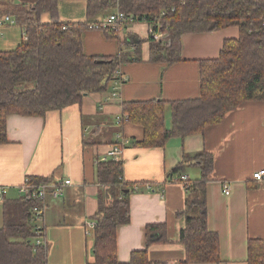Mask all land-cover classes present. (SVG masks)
Instances as JSON below:
<instances>
[{"label":"crops","instance_id":"1","mask_svg":"<svg viewBox=\"0 0 264 264\" xmlns=\"http://www.w3.org/2000/svg\"><path fill=\"white\" fill-rule=\"evenodd\" d=\"M33 3L0 1V17L11 6ZM87 7L88 0L60 1L59 22L99 23L115 11H104L90 19ZM41 22L51 23L52 19L44 14ZM152 32L149 24L141 22L122 27L118 40L109 39L101 29L82 34L83 52L91 57H114L123 51L133 59V42H141L143 61L120 66L127 81L116 96L110 91L92 93L85 95L80 105L51 111L44 117H8L9 142L0 145V188L8 191L6 201L22 199L19 187L26 178L72 181L60 198L48 202L43 223L48 264H94V240L88 237L86 224L93 221L99 195L105 190L98 182L97 167L105 159L110 160L112 146L125 138L130 144L117 161L123 162L125 182L138 185L129 197L131 221L117 231L120 262L128 263L133 252L145 249L146 227L154 224L166 225L167 242L151 245L149 260L165 263L186 259L180 244L185 216L179 214L186 209L188 193L186 186L169 181V176L185 155L203 151L215 158L207 185V205L209 228L220 239V264H248L249 240H264V180L253 178L264 171V102L244 104L202 134L171 139L164 148L140 147L136 143L144 139L142 127L130 122L117 125L124 103L199 98L200 62L218 59L224 42L239 38V28L185 34L181 39L182 61L175 64L149 61ZM25 40L22 26L8 24L0 29V52L14 51ZM121 44L125 45L123 50ZM170 114L167 108L168 126ZM184 175L194 181L200 178L201 170L191 165ZM224 183L229 185V195L223 193ZM0 220L1 227L2 211Z\"/></svg>","mask_w":264,"mask_h":264},{"label":"trees","instance_id":"2","mask_svg":"<svg viewBox=\"0 0 264 264\" xmlns=\"http://www.w3.org/2000/svg\"><path fill=\"white\" fill-rule=\"evenodd\" d=\"M12 3L13 0H0ZM62 0H34L30 6H11L5 15L24 28L26 40L14 51L0 52V145L7 144V120L11 115L44 117L80 105L84 96L112 92L114 74L122 64L142 62L141 42H133L135 57L120 52L114 57H91L83 52L82 34L89 24L64 25L59 22ZM118 9L128 20L152 27L149 38L152 63L175 64L182 61L185 34L210 33L230 27L239 28V38L224 42L218 59L200 62V97L167 102L152 100L124 103L122 113L129 122L144 129V139L136 145L164 148L171 139L202 134L208 126L220 124L240 106L264 102V0H88V18ZM49 14L52 22L43 24ZM111 40L118 31L100 28ZM167 37L165 43L154 34ZM125 45L121 44L123 50ZM28 85H33L31 88ZM170 108V126L166 110ZM215 158L203 151L185 155L171 171L169 181L183 175L193 165L201 176L186 185L185 227L180 244L185 248L182 262L153 263L148 248L167 242V227H146L145 249L133 252L128 263L117 256V231L128 225L130 195L138 184L127 183L123 162L103 161L97 167L98 182L105 187L93 216L94 264H220V239L209 228L207 185L214 171ZM41 184L47 178H30ZM37 202L24 198L5 201L0 227V264H48L45 228L37 231L32 210ZM40 232V234H39ZM38 240H42L38 244ZM248 264H264V240H249Z\"/></svg>","mask_w":264,"mask_h":264},{"label":"built area","instance_id":"3","mask_svg":"<svg viewBox=\"0 0 264 264\" xmlns=\"http://www.w3.org/2000/svg\"><path fill=\"white\" fill-rule=\"evenodd\" d=\"M135 23L136 22H134L132 18H130L129 20L125 18V15L116 8L115 11H113L111 15L107 16V18L104 21L99 23L89 24V27L90 29L111 28L112 30L119 31L121 30L122 27H125V25H133ZM8 24L10 25L15 24V20L8 15L1 16L0 29L4 28ZM154 38L157 41H166L167 37L163 36L160 33H156L154 34ZM114 79L116 80V84L113 91L111 92L112 93L111 96H116L120 87L127 81V79L120 72V69H118L114 74ZM126 122H129V118L122 113L117 118V125L121 127ZM129 144H130V140L126 138L122 139L118 144H114V146H112L111 148V151L108 153L109 159L118 160L120 155L124 151V147H126ZM104 161H108V159H105ZM253 178L257 182H262L264 180V171H259L255 173L253 175ZM174 182L186 186L188 183V178L183 174L177 177L174 180ZM70 186H72V181L70 179H65L60 181H50V182L38 184L33 182L30 178H26L24 183L19 187L22 198L28 201H33L38 203V205L34 206L32 210V221H31L34 227H36L37 231L41 230L44 227L43 223L48 208V202L60 198L63 195L64 189ZM7 192L8 191L6 188L3 187L0 188V206H2L6 201ZM223 193L225 195L230 194V188L228 183L223 184ZM86 226H87L86 233L89 235L88 227L94 230L95 222L89 221L87 222ZM41 242L42 240H38L37 243L41 244Z\"/></svg>","mask_w":264,"mask_h":264},{"label":"rangeland","instance_id":"4","mask_svg":"<svg viewBox=\"0 0 264 264\" xmlns=\"http://www.w3.org/2000/svg\"><path fill=\"white\" fill-rule=\"evenodd\" d=\"M33 85H28L27 87H29V88H31ZM0 219H1V210H0ZM1 221V220H0ZM88 230H89V235H88V237H90V238H93V229H90L89 227H88Z\"/></svg>","mask_w":264,"mask_h":264}]
</instances>
